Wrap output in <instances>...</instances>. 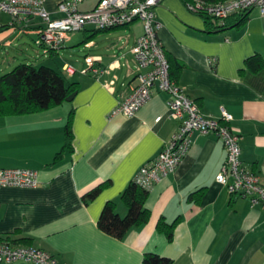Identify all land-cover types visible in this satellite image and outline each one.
I'll list each match as a JSON object with an SVG mask.
<instances>
[{"label": "crops", "instance_id": "crops-1", "mask_svg": "<svg viewBox=\"0 0 264 264\" xmlns=\"http://www.w3.org/2000/svg\"><path fill=\"white\" fill-rule=\"evenodd\" d=\"M59 1L43 0L52 17L59 16ZM98 1L84 0L80 8L91 9ZM155 14L174 81L203 115L220 119L225 110L232 116L224 122L240 138V158L264 184V66L255 70L246 63L255 54L264 60V15L254 8L237 24L239 14L233 13L218 30L183 0H163ZM25 28L0 13V46H29L24 38L34 41L36 33ZM94 29L82 30L79 43L88 49L83 64L64 71L78 86L72 100L0 114V169L31 168L39 181L36 187L0 186V239L43 249L60 264H142L146 253L168 257L171 264H264V205L230 194L216 180L226 148L214 133L193 132L176 169L148 189L150 216L144 224L122 239L98 227L110 200L126 214L121 193L180 120L170 114L169 95L157 89L133 115L113 112L137 84L131 48L142 23L92 34ZM71 41L70 35L60 50H76L78 43ZM60 50L43 64L62 71L68 62L60 60ZM68 120L70 144L65 142ZM97 186V194L87 198ZM161 217L178 218L171 240L157 228Z\"/></svg>", "mask_w": 264, "mask_h": 264}, {"label": "built area", "instance_id": "built-area-1", "mask_svg": "<svg viewBox=\"0 0 264 264\" xmlns=\"http://www.w3.org/2000/svg\"><path fill=\"white\" fill-rule=\"evenodd\" d=\"M83 1L60 0L57 3L59 16L52 17L44 7L43 0H0V13L10 15L12 23L27 25L28 29L25 28L24 31L35 32L34 43L44 56L57 53L71 33L82 31L88 26L106 29L141 22L142 33L131 48L136 65L137 84L130 87L129 93L117 103L113 112L133 115L157 89L169 95L170 114L180 120V125L164 143L160 152L139 169L135 176L138 183L149 189L156 181L173 172L189 149L193 132L214 133L222 139L226 148V157L216 180L226 186L230 194L247 196L252 205H264V184L241 160L240 138L226 123L232 116L225 110H222L220 119L203 115L198 105L170 75V64L158 37L161 23L155 14V7L163 0H99L88 10L80 8ZM186 5L192 12H206L219 21H224L233 13H247L254 8L264 15V0H224L209 3L192 0ZM31 25L32 29L29 28ZM63 70L66 73L74 72L69 64L64 65ZM91 70L94 73L99 72L95 66H91ZM38 184L37 171L31 168L0 169V186L36 187ZM16 260L34 264H60L43 249L14 245L8 240L0 239V263Z\"/></svg>", "mask_w": 264, "mask_h": 264}, {"label": "trees", "instance_id": "trees-1", "mask_svg": "<svg viewBox=\"0 0 264 264\" xmlns=\"http://www.w3.org/2000/svg\"><path fill=\"white\" fill-rule=\"evenodd\" d=\"M183 1L188 3L192 0ZM201 1L209 3L224 0ZM238 14L239 19L237 24H240L246 19L247 14ZM200 15L204 17L209 28L221 30L225 27L227 18L232 14L225 18L224 21H219L206 12H201ZM114 28L94 29L92 30V34ZM246 63L254 67L255 70L264 66V60L258 54L249 57ZM77 87L76 82L67 79L64 70L61 71L44 64L36 66L30 62L19 63L9 72L0 74V114L30 113L52 107L62 103ZM65 134V142L66 144H70L72 138L70 120H68L66 125ZM58 155L59 153H57L56 158ZM98 191L99 186L86 193V197L92 198ZM147 195L148 189L142 187L136 180V177H134L129 181L120 195L122 202L127 206L126 214L120 215L116 210V202L110 200L105 203L101 210L97 222L98 227L104 232L122 239L131 228L138 227L149 219L150 211L145 206ZM177 221L178 218L172 222H166L161 217L158 220L157 228L165 233L168 240H171ZM171 262L170 258L156 253H146L142 260V264H171Z\"/></svg>", "mask_w": 264, "mask_h": 264}, {"label": "rangeland", "instance_id": "rangeland-1", "mask_svg": "<svg viewBox=\"0 0 264 264\" xmlns=\"http://www.w3.org/2000/svg\"><path fill=\"white\" fill-rule=\"evenodd\" d=\"M70 35L72 37V41L69 42V44L78 43V46H75V48L77 49L74 50V48L72 47H67L60 50V60H65L66 62H68V64L79 67L83 64L84 56L87 54L86 52L88 51V49L84 47L82 43H79L83 39L82 31L73 32ZM24 40L29 44V46L25 47L26 44L24 43L22 45L19 44V46L17 47L0 46V74L9 72L13 69L14 66L19 63H26L28 61L36 66H39L42 65L43 62L50 60L49 58H47L48 56L46 57L41 53V49L34 43L33 40H31L29 37H25ZM21 50L23 52H21ZM132 68L134 67L132 66Z\"/></svg>", "mask_w": 264, "mask_h": 264}, {"label": "water", "instance_id": "water-1", "mask_svg": "<svg viewBox=\"0 0 264 264\" xmlns=\"http://www.w3.org/2000/svg\"><path fill=\"white\" fill-rule=\"evenodd\" d=\"M74 94H75L74 92L70 93V94L65 98V100H67V101L72 100Z\"/></svg>", "mask_w": 264, "mask_h": 264}]
</instances>
